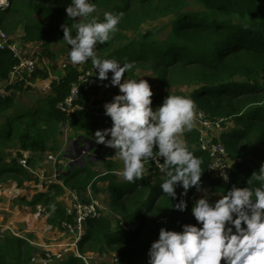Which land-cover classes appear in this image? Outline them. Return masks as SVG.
Segmentation results:
<instances>
[{"label":"trees","instance_id":"trees-1","mask_svg":"<svg viewBox=\"0 0 264 264\" xmlns=\"http://www.w3.org/2000/svg\"><path fill=\"white\" fill-rule=\"evenodd\" d=\"M10 8L1 23L12 36L22 42H41L50 48L55 40L68 45L62 24L75 35L73 23L80 17L69 18L67 7L71 0H8ZM97 5L96 17L103 20L104 13H123L118 30L109 41L98 44V58H115L121 64L133 62L134 67L125 76H135L139 69L153 75L162 86L180 85L190 89V94L174 91L158 94L155 102L162 104L168 95L191 97L196 108H202L212 118L225 117L237 123L221 134L233 162L232 179L229 182L207 174L208 152L200 147V134L195 128L186 131L183 139L189 149L202 158L203 187L215 193L226 194L233 185L247 186L253 172H258L264 163V0H93ZM91 19V18H87ZM169 19L166 34L158 36L152 29H144L149 22ZM44 49L46 52L47 50ZM47 54L54 59V53ZM18 58L9 50H0V79H6ZM91 67V59L85 64ZM53 71L56 72L57 69ZM82 65L68 63L66 72L57 71L59 81L53 80L51 91L42 99L28 127L10 119L0 127V178L7 175L22 184L33 181V176L19 164L17 158L3 162L2 148L14 136L19 148L30 150L32 166L35 155L56 152L57 143L64 126L71 130L90 133L105 129L108 121L95 118L90 112L76 111L69 117L58 104L71 91L77 81ZM48 78V72L39 73ZM153 82V81H152ZM91 90L99 89L90 83L83 86L81 104H86ZM15 99H1L0 109L15 108ZM20 106V105H19ZM37 114V115H36ZM19 115L26 118L22 110ZM30 115V114H29ZM82 136V135H80ZM83 137V136H82ZM19 151V150H18ZM67 152L62 153L61 158ZM255 160L258 162H255ZM111 168V167H109ZM112 170V169H110ZM58 171H62L58 169ZM158 170L149 164L145 173L134 182L118 180L110 172L99 174L94 164L63 171L58 179L69 189L85 190L92 185L98 196L106 191L111 216L91 218L86 221L85 233L79 248L82 254L95 252L98 255L117 254L118 264H147L151 243L158 238L162 227L181 230L185 223L195 224L191 214L197 199L195 186L187 196L177 188L178 197L164 193L160 184L163 179ZM258 181L253 178V184ZM52 183L48 191L37 193L27 204H46L48 223L56 226L67 217L64 204L57 196L64 193V186ZM188 203L187 211L175 209L180 200ZM55 204L52 212L50 205ZM2 241V239H0ZM11 244L10 247L6 245ZM14 246V247H12ZM36 248L22 237L8 238L0 246V264H29ZM101 264H110L105 260ZM57 264H86L83 258L68 255Z\"/></svg>","mask_w":264,"mask_h":264},{"label":"clouds","instance_id":"clouds-1","mask_svg":"<svg viewBox=\"0 0 264 264\" xmlns=\"http://www.w3.org/2000/svg\"><path fill=\"white\" fill-rule=\"evenodd\" d=\"M4 0H0V4ZM93 0H71L66 11L69 18L80 17L71 28L62 24L63 40L71 46L70 60L80 64L91 59L101 81L109 79L119 93L103 107L112 126L97 130L98 143L113 148L123 161L122 176L128 182L141 179L145 165L154 162L166 174L161 190L177 198V188L187 196L195 186L204 195L194 200L191 214L196 223H185L181 230L162 227L151 243L147 264H264V163L253 172L247 186L233 185L226 194L211 201L202 182V158L191 151L182 138L191 131L196 118V104L191 97L168 95L153 108L154 92L145 79H127L133 62L121 64L115 58H98L96 46L110 40L123 13L106 11L103 20L90 14L96 11ZM110 137V139L108 138ZM163 158V163H161ZM253 178L258 181L253 184ZM55 212V204L50 205ZM175 209H188L181 199Z\"/></svg>","mask_w":264,"mask_h":264},{"label":"built area","instance_id":"built-area-1","mask_svg":"<svg viewBox=\"0 0 264 264\" xmlns=\"http://www.w3.org/2000/svg\"><path fill=\"white\" fill-rule=\"evenodd\" d=\"M0 8H10L8 0H4V3L0 4ZM30 44L34 45V42H31ZM0 50H9L18 58V62L10 70L8 77L6 79H0L1 99H19L31 88H37L38 90L42 89L44 92H50L53 80L55 79L59 81L60 76L57 75L53 71L52 66L49 67L45 61L44 47L38 45L32 48L28 53H25L20 38L10 35L5 30L1 21ZM66 67V63L59 65L62 73L66 72ZM41 72H48L50 80L47 78H41V75L39 74ZM111 76L112 73L109 72V79L101 81L98 78L97 70L94 66L81 69V73L79 74L77 81L71 86L70 94L58 104V107L69 117H72L76 111H87L97 119L111 121L110 117L105 115V109L103 107L106 102L111 101L113 96L119 93L118 86H105L110 85ZM124 78L147 80L154 92L153 108L155 109V107L160 105L154 100L156 95L159 94V91L154 88L152 81L149 78L140 75L125 76ZM87 83L95 85L99 89V92L91 90L87 103L81 104L80 99L83 94L82 89ZM196 113V118L193 122L192 128L199 131L200 147L205 149L209 155V162L206 170L207 174L219 178L224 182H229L232 179L233 162L229 156L225 143L220 139V136L215 133L223 130V127L230 123V121L225 117L216 119L212 118L209 113L202 108H196ZM186 131L182 135H184ZM71 143L75 145L74 141H71ZM78 153V157H72L71 159L75 161V159L79 157L81 158L83 156L82 154H85V150L78 151ZM31 154L32 153L30 151L23 150L20 151V153H15L12 157L17 158V161L21 166L29 172H32L31 165L29 163ZM58 158L59 157L57 155L53 159L55 160V164L57 163ZM161 163H163V158H161ZM148 164L157 169L162 177H166V174L161 172L160 168L154 162L150 161ZM67 166H69V164H67ZM54 177H56L55 182H59L63 185V183L58 179L57 169ZM28 183L35 184V181H28ZM15 188L16 187H14L9 194H15V196L20 195L21 193L19 192H12ZM65 192L67 193V203L64 207L67 212V217L59 222L58 226L67 232L70 241L58 250L51 248L37 250V252L32 255L30 264H57L64 260L69 254L83 258L86 264H101L100 261L102 259L98 261L99 255L97 253L87 252L82 254L79 244L85 233L86 221L91 218H100L105 216V212L108 208L95 194L92 185H88V187L83 191L72 190L64 186V193ZM37 209V217H41L43 213H47V208L42 204H38ZM17 235L21 236L20 234ZM110 259V264H118L119 257L117 254H114L113 258L111 257Z\"/></svg>","mask_w":264,"mask_h":264},{"label":"rangeland","instance_id":"rangeland-1","mask_svg":"<svg viewBox=\"0 0 264 264\" xmlns=\"http://www.w3.org/2000/svg\"><path fill=\"white\" fill-rule=\"evenodd\" d=\"M7 11L8 10H3L0 8V20L5 17ZM100 12H98L97 14L92 13L91 15L97 16L98 14H100ZM168 23H170L169 19H166V20L160 19L154 22H149L148 24L144 26L145 27L144 29L155 30L158 33V36H163L166 34ZM17 37L19 38V35ZM21 43L23 45L24 52L28 53L31 45L26 44L22 41ZM37 44L42 46L41 42H34V46H38ZM70 48H71L70 45L64 46L63 43L57 40H55V42L50 46V48H47L48 50L44 48L47 50L45 52V57H44L45 61L49 67L54 65V69H57L55 72L56 74L58 73L57 71H61L59 68V65H61L62 63H66V64L71 63L70 56H69ZM48 51H50L51 53H54L55 55L54 59H51V57L47 54ZM98 53H100V50L99 48L98 49L96 48L95 54L97 55ZM86 63L87 62L80 63L77 65H82V69H84L86 67L85 66ZM144 71H145L144 68L139 69L136 75L145 76L149 78L151 81H153L152 84L157 91L160 90L162 93H168V92L174 91L175 93L183 92L186 95L190 94V91H189L190 89L186 88V86H180V85H173V86H166V87L162 86L157 80L154 79L153 75H151L150 73H145ZM47 79L50 80L49 77ZM35 89L36 88H31L29 89V91H26L25 94L21 98L15 99V105L19 103L20 106L17 105L15 108L8 110V111H4L0 109V127L7 124L10 119H13L15 123L21 122L24 127H28V124H27L28 121L32 120L33 116L37 112L36 109H38L43 104L42 99L47 97V94L41 93L38 91V89L36 90ZM21 110L23 113L27 114L25 115L26 118L19 115V112ZM29 116H32V118ZM103 121H108V120H103ZM237 126H238L237 123L235 124L234 121L232 123V120H231L230 123L226 124L223 127V130H231V128L234 129ZM106 128H109V127H106ZM63 131L64 132L60 136L59 141L56 145L57 147L56 152H45L43 154L41 153V154L35 155L34 162L31 166L32 172H30L31 175L33 176V181H35V184L28 183V180L24 181L22 184H19L20 180L14 181L10 179L7 175L1 176L0 187L1 189H4L6 191L0 193V239H2V241H0V246L3 245L4 241L8 238L21 237V236H18L17 234H21V235L27 234V238L31 239L32 241L37 242L39 238L40 241L38 242L40 243L43 242L42 239L38 235H36L37 234L36 231L35 232L32 231L31 233L23 232V229L22 228L20 229L18 225L17 226L19 227V229L14 227L16 225L12 226L11 223L13 220H15V215L18 213L21 218H24L28 220L29 223H32L33 225L32 228L35 226V228L40 232L41 237H44L46 233L54 230V226L46 230V226L51 225L48 223V213H43L41 217H37L36 215L38 213L37 205L27 204L25 200L30 201L34 198V196L37 193L48 191V186L51 185L52 183H55L56 181V177H54L56 169L58 172V169H63V168L66 169L67 167V166L61 167L59 163L60 168L57 167V164H56L55 169L53 168L52 170L38 171L37 170L38 164L41 168H44V162L54 159L57 155L59 157L58 158L59 160L61 159L60 156L64 152H67V154H65L63 157L64 158L67 157V159L69 160L74 156L78 157L79 156L78 149L83 146V143H82L83 139H89L88 144H89L90 150L87 152L85 150V154H82L84 157L82 156L83 158L79 157L75 159V162H78L81 165H84L83 159L89 160V157L86 154L90 153L92 157L90 158L89 161L94 164V168L95 170L99 172V174H105L107 172H110V175H115L118 180H125L122 176L123 161L120 159L115 149L110 148L106 146L105 144L98 143L96 141L95 133L97 129L92 130L90 133H86L85 131H81V132L73 131L70 129V127L64 126ZM80 135H82L83 138L79 141L78 144L73 145L71 141L78 140ZM108 138L110 139V137ZM18 142H19L18 138L14 136L13 139L8 143V145L2 148L1 151L4 157L3 162L6 163V162H9L11 159H13L12 156L15 155V153H17V151L20 149ZM255 162L257 161L255 160ZM37 184H39L38 187L35 186ZM14 187H16L15 189H17L19 193H21L20 195L15 196V194H9V192ZM15 189L12 191L13 193ZM104 192L106 193V191ZM105 193L98 195V197L103 203H105V205L108 208V210H106L105 212V215L111 216L113 218L114 215L110 209L109 200ZM203 195H204L203 191L198 192L197 199ZM219 195L221 194L215 193L207 189L206 196L210 198L211 201H215L219 199L220 198ZM40 204H42L43 206L46 205L43 203H40ZM46 237L48 239L51 236L50 234H47ZM6 246L10 247L11 244H8ZM39 249L40 248H37V250ZM37 250L35 252H37ZM111 257L112 255L110 254H106V255L104 254L103 256L99 255L98 261L102 259L107 262H111V259H110Z\"/></svg>","mask_w":264,"mask_h":264},{"label":"crops","instance_id":"crops-1","mask_svg":"<svg viewBox=\"0 0 264 264\" xmlns=\"http://www.w3.org/2000/svg\"><path fill=\"white\" fill-rule=\"evenodd\" d=\"M92 16H94V15H89V17L88 18H92ZM96 17V16H95ZM29 45H31V47L29 48V51L32 49V48H34L35 46L33 45V44H30V43H28ZM42 47V46H41ZM50 78V77H49ZM41 82H43V81H41ZM38 84V83H37ZM38 88H40V87H38ZM37 89V88H36ZM35 89V90H36ZM39 92H41V93H44V94H47L48 95V92H44V91H42V89H39L38 90ZM159 94H163L160 90H159ZM109 123H111L112 124V121H110ZM107 127H110V124H108V126ZM225 131H229V130H221V131H219V132H217V133H215L216 135H218V136H221V134L223 133V132H225ZM182 137H183V135H182ZM20 151H23L22 149H19V151H17L18 153H20ZM27 151H30V150H27ZM31 152V151H30ZM32 153V152H31ZM31 156H33V154H31ZM48 159H49V157H48ZM11 161V160H10ZM59 163H60V166L61 167H64V166H67V164H69V159H67V157L66 158H61V159H59L58 160V162L56 163L57 164V167H59L60 168V166H59ZM47 164V165H46ZM56 164H55V160H50V161H46V162H44V168H41L40 166H39V164H38V166H37V170L38 171H47V170H52L53 168L55 169V167H56ZM62 171H68L69 170V166H67L66 167V169L65 168H63V169H61ZM0 184H1V181H0ZM26 184V183H25ZM38 185L39 184H37V185H35V186H37L38 187ZM4 191H6V190H4V189H1V187H0V193H2V192H4ZM66 196H67V193L65 192V193H63V194H61V195H59L57 198L59 199V201H61L64 205L67 203V198H66ZM47 223V222H46ZM45 223V224H46ZM14 227H16V228H18L19 229V227L16 225V226H14ZM51 227H53L52 225H48V226H46V230H48L49 228H51ZM21 229V228H20ZM32 231H36L37 232V234L36 235H38L41 239H42V243H40V242H38V241H40V239L38 238V241L37 242H34V241H32L31 239H29V238H27V234H23V235H21V237L22 238H26L27 240H29L30 242H31V244L36 248V250H37V248H40V249H48V248H51V249H56V250H58V249H61L62 247H64L67 243H69V241H70V239H69V236H68V234H67V232L64 230V229H62V228H60L58 225H56V226H54V230L53 231H51V232H48V233H46L45 234V236L44 237H41L40 236V232L35 228V226L33 227V228H31V230L30 229H27L26 227L25 228H23V232H29V233H31ZM47 234H50V236L51 237H49L48 239H47V237H46V235ZM37 237V236H36ZM70 255V254H69Z\"/></svg>","mask_w":264,"mask_h":264},{"label":"water","instance_id":"water-1","mask_svg":"<svg viewBox=\"0 0 264 264\" xmlns=\"http://www.w3.org/2000/svg\"><path fill=\"white\" fill-rule=\"evenodd\" d=\"M83 137L82 136H80L79 138H78V140H76V141H74L75 142V144H78L79 143V141L82 139ZM88 141H89V139H83V141H82V143H83V146L81 147V148H79L78 149V151H82V150H86V152L87 151H89L90 150V147H89V144H88ZM67 154V153H66ZM88 157H89V160H90V158L92 157L91 155H90V153H87L86 154ZM75 157V156H74ZM84 157V156H83ZM82 157V158H83ZM88 159H83V163H84V165H87V161H89ZM79 166H82L80 163H78V162H75L73 159H70L69 160V170L67 171V172H70V171H72L74 168H76V167H79ZM63 171H58V175L60 174V173H62Z\"/></svg>","mask_w":264,"mask_h":264},{"label":"bare ground","instance_id":"bare-ground-1","mask_svg":"<svg viewBox=\"0 0 264 264\" xmlns=\"http://www.w3.org/2000/svg\"><path fill=\"white\" fill-rule=\"evenodd\" d=\"M17 193L19 192L18 190H15ZM12 220V219H11ZM9 221V220H8ZM12 226L14 225H18L20 228H27V229H30L32 228V223H29L28 220L24 219V218H21L19 216V213L15 215V220L12 221ZM41 227V226H40ZM44 227V226H43Z\"/></svg>","mask_w":264,"mask_h":264}]
</instances>
